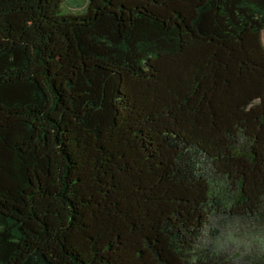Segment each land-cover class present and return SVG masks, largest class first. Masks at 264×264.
<instances>
[{
	"label": "trees",
	"instance_id": "16d2710c",
	"mask_svg": "<svg viewBox=\"0 0 264 264\" xmlns=\"http://www.w3.org/2000/svg\"><path fill=\"white\" fill-rule=\"evenodd\" d=\"M263 31L264 0H0V264H264Z\"/></svg>",
	"mask_w": 264,
	"mask_h": 264
},
{
	"label": "rangeland",
	"instance_id": "374dc122",
	"mask_svg": "<svg viewBox=\"0 0 264 264\" xmlns=\"http://www.w3.org/2000/svg\"><path fill=\"white\" fill-rule=\"evenodd\" d=\"M64 11L68 12L73 11V8L68 7V5L64 6ZM262 42L264 45V31L262 32ZM247 237L244 236L243 234H240L238 232H234L233 230H230L227 234H225L224 239L219 241V244H222V246H238V247H245L248 248L251 246V244H247ZM257 245L260 247H264V241H256Z\"/></svg>",
	"mask_w": 264,
	"mask_h": 264
}]
</instances>
